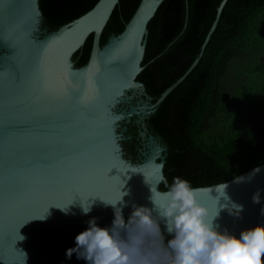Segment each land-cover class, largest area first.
<instances>
[{
	"label": "water",
	"instance_id": "water-1",
	"mask_svg": "<svg viewBox=\"0 0 264 264\" xmlns=\"http://www.w3.org/2000/svg\"><path fill=\"white\" fill-rule=\"evenodd\" d=\"M163 1L141 0L124 30L101 45L120 0H99L56 31L43 25L39 0H0V264H88L75 253L69 259L66 251L75 247L89 220L111 228V204L121 199L116 207L125 222L133 205L153 207L155 166L163 162L165 168L167 150L145 121L198 63L155 103L138 81L148 25ZM227 1L220 4L209 34ZM90 36L89 60L76 67L73 56ZM133 117L142 124L140 138L147 146L137 164L125 158L123 148L125 125ZM196 189L211 212L220 202L219 231L238 237L264 225V164ZM232 203L242 211L235 214ZM89 204L85 215L81 205ZM160 226L167 243L172 235L163 221Z\"/></svg>",
	"mask_w": 264,
	"mask_h": 264
},
{
	"label": "trees",
	"instance_id": "trees-1",
	"mask_svg": "<svg viewBox=\"0 0 264 264\" xmlns=\"http://www.w3.org/2000/svg\"><path fill=\"white\" fill-rule=\"evenodd\" d=\"M98 1L39 0L43 25L56 31ZM140 1L120 0L101 45L124 30ZM222 1L164 0L148 25L138 81L152 103L198 60L146 119L167 150L169 183L179 176L194 188L207 187L264 164V0H228L209 34ZM91 48L92 36L74 54L76 67L88 62ZM138 129L132 122L126 133L132 138L124 141V150L131 157L140 145Z\"/></svg>",
	"mask_w": 264,
	"mask_h": 264
},
{
	"label": "clouds",
	"instance_id": "clouds-1",
	"mask_svg": "<svg viewBox=\"0 0 264 264\" xmlns=\"http://www.w3.org/2000/svg\"><path fill=\"white\" fill-rule=\"evenodd\" d=\"M154 181L152 208L133 205L125 222L116 207L122 199L107 203L115 208L112 227L101 228L95 218L89 220V227L75 237V247L66 256L70 259L75 253L88 264H264V225L244 230L238 237L227 230L221 232L215 223L222 209L220 202L213 213L199 202L198 189L190 181L176 176L169 183L163 162L155 166ZM223 199L229 200L225 192ZM253 200L258 203L259 195ZM81 207L85 215L91 211L90 204ZM231 207L235 214L242 211L235 203ZM160 221L172 235L167 243Z\"/></svg>",
	"mask_w": 264,
	"mask_h": 264
},
{
	"label": "flooded vegetation",
	"instance_id": "flooded-vegetation-1",
	"mask_svg": "<svg viewBox=\"0 0 264 264\" xmlns=\"http://www.w3.org/2000/svg\"><path fill=\"white\" fill-rule=\"evenodd\" d=\"M146 91H147V88H146ZM148 93V92H147ZM149 94V93H148ZM144 100H146L145 98H143ZM139 100H136V101H134V103H136V102H138ZM138 121V118L137 117H133L132 119H131V122L130 123H128V124H126L125 126L127 127V132H128V126L132 123V122H134V124H136V125H138V127H139V129H138V137H139V140H140V145H139V147H138V149H137V154H136V156L135 157H131V156H129V155H127L126 154V152H125V150H124V152H125V158L127 159V160H129L130 162H133V163H140V162H142V159H143V156H142V151H145V150H147V146L145 145L146 144V141H145V144H144V142H143V140H142V138H140V131L142 130V131H144L143 130V128H142V124H140V123H138L137 122ZM146 122V121H145ZM147 126V125H146ZM148 129V128H147ZM149 131V130H148ZM126 132V133H127ZM126 133H125V136H126ZM149 133H150V131H149ZM151 134V133H150ZM127 137V139L129 140L130 138H132V137H128V136H126ZM123 148H124V142H123Z\"/></svg>",
	"mask_w": 264,
	"mask_h": 264
}]
</instances>
